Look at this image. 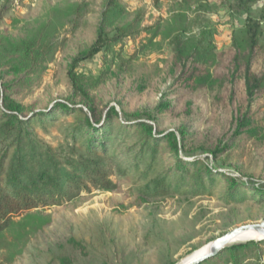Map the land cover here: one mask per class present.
<instances>
[{"label":"rangeland","instance_id":"374dc122","mask_svg":"<svg viewBox=\"0 0 264 264\" xmlns=\"http://www.w3.org/2000/svg\"><path fill=\"white\" fill-rule=\"evenodd\" d=\"M2 2L0 0V5ZM120 2L128 12V20L143 12V27L153 29L127 38L110 52L103 51L79 66L77 73L84 76L83 89L91 99L87 103L74 89L67 70L72 59L95 42L104 0L11 1L9 14L0 22V47L28 38L42 23L51 20L57 8L74 3L88 5L78 26L66 20L60 26L55 36V41L60 44L59 51L44 76L27 93L24 103L37 102L39 108H44L54 100L69 99L96 106L104 112L115 107L121 117L143 111L156 113L162 130L187 132L188 146L183 155L190 161L203 159L219 172L248 182L250 186L260 179V185L264 186V99L259 103L251 131L232 140L236 128L228 120L238 106L236 99L231 104L226 94L224 98L218 88L213 92V86L209 84L196 89H180L176 93L175 80L179 73L174 68L167 30L168 22L177 12L186 13L192 28L190 37H199L202 33L210 35V42L220 53L232 45L233 34L242 28L245 16L229 11L227 4L220 0H202V8L194 0L189 7L183 0ZM217 58L223 70L222 62L225 63L227 57ZM5 66L6 61L1 60L0 76L7 73ZM208 68L213 72V65ZM162 100L169 102L170 107L159 112ZM55 114L56 121L64 122L63 126L74 124V117L64 118L67 113ZM110 126L115 134H120L125 127L116 122ZM34 128L52 147L63 141L57 128L50 129L49 133L39 125ZM125 128L130 132V138L119 142L120 145L116 142L118 147L114 149L121 167L131 166L129 157L141 145L138 129L134 126ZM223 138V145L226 144L228 149L225 157L215 162L202 148L215 147ZM157 144L168 165L173 166L174 162L167 154L168 144L164 141ZM189 168L196 169L195 166ZM172 175L177 180L175 171ZM215 178L221 185L217 198L228 183L222 176ZM114 180L118 184L114 191L83 189L73 200L32 211L36 215L33 221L16 224L0 236V264L58 263L64 252L63 245L71 238L91 249L92 258L82 264H188L207 254L213 242L228 231L264 222V206L253 203L251 198L256 192L250 187L243 188L247 194L244 199L248 200L227 203L202 195L168 197L154 191L146 193L144 189L148 183H137L124 177ZM23 218H17L16 222ZM261 240L259 237L239 243ZM206 264L222 262L212 259Z\"/></svg>","mask_w":264,"mask_h":264},{"label":"trees","instance_id":"16d2710c","mask_svg":"<svg viewBox=\"0 0 264 264\" xmlns=\"http://www.w3.org/2000/svg\"><path fill=\"white\" fill-rule=\"evenodd\" d=\"M2 1L0 22L9 14L12 0ZM194 1L199 7L204 6L202 0ZM220 1L227 4L229 11L245 16L242 28L234 32L232 45L227 50L218 53L208 38L210 35L205 36L202 32L199 37H190L192 28L186 13L177 12L168 22L167 30L174 68L179 73L175 80L176 93L180 89H196L209 84L213 86V92L218 88L224 98L226 94L231 104L236 99L238 106L228 120L236 128L233 140V137L251 131L259 103L264 99V0ZM190 2L183 0L187 7ZM87 7L85 3H74L57 8L51 20L42 23L28 38L0 47V61H6L8 69L0 76V236L16 224L33 221L36 215L32 211L73 200L83 189L114 191L118 188L114 178L122 177L148 183L144 189L146 193L154 191L168 197L202 195L227 203L248 200L244 199L247 194L243 188L250 187L256 192L251 198L253 203L264 206L262 179L250 186L248 182L219 172L203 159L190 161L183 155L188 146L187 132L162 130L156 113L143 111L121 117L115 107L104 112L96 106L69 99L54 100L44 108H39L37 102L24 103L27 93L44 76L59 51L60 44L55 41V36L60 26L65 20L78 26ZM128 16L120 0H104L95 42L68 65L67 76L87 103L91 99L83 89L84 76L77 73L79 66L103 51L110 52L125 39L153 29L143 27V12H138L131 20ZM218 56L221 59L227 57L226 62H222L223 70L220 62L218 64ZM211 65L216 66V71L209 70ZM167 107H170L169 102L162 100L158 111ZM56 112L67 113L65 119L74 117V124L63 126L64 122L58 123ZM113 122L125 127L134 126L141 135V145L129 157L131 166L121 167L114 151L118 147L116 142L129 139L130 132L123 127L120 134L113 133L110 126ZM35 125L45 133L57 128L62 143L50 146L38 135ZM223 140L220 139L215 147L202 148L215 162L222 160L227 152L228 146L223 145ZM158 141L168 144L167 154L171 156L173 166L162 156ZM189 166L196 169L189 170ZM173 171L177 173V180L172 178ZM218 175L228 184L223 194L216 198L221 188L215 178ZM23 216V220L16 222ZM263 247L264 240L234 244L201 264L212 259L221 260L222 264H264ZM62 249L59 262L51 264H82L92 258L91 249L74 238Z\"/></svg>","mask_w":264,"mask_h":264},{"label":"water","instance_id":"95a60500","mask_svg":"<svg viewBox=\"0 0 264 264\" xmlns=\"http://www.w3.org/2000/svg\"><path fill=\"white\" fill-rule=\"evenodd\" d=\"M248 232H253L257 234L262 240H264V222L261 224L244 225L228 231L226 234L213 242L207 254H203L194 258L188 264H201L205 260L216 256L219 252L230 245L236 238Z\"/></svg>","mask_w":264,"mask_h":264},{"label":"bare ground","instance_id":"6f19581e","mask_svg":"<svg viewBox=\"0 0 264 264\" xmlns=\"http://www.w3.org/2000/svg\"><path fill=\"white\" fill-rule=\"evenodd\" d=\"M258 238H259V236L257 234H255L253 232H248V233H245V234L239 236L238 238H236L232 243H239V242L247 241V240H255Z\"/></svg>","mask_w":264,"mask_h":264}]
</instances>
